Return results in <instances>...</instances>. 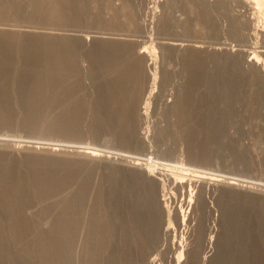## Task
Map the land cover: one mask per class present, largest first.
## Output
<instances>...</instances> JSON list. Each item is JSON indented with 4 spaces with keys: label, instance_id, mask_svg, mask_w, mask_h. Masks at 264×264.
I'll return each mask as SVG.
<instances>
[{
    "label": "rangeland",
    "instance_id": "1",
    "mask_svg": "<svg viewBox=\"0 0 264 264\" xmlns=\"http://www.w3.org/2000/svg\"><path fill=\"white\" fill-rule=\"evenodd\" d=\"M79 1L83 18L116 20L115 26L109 25L114 28L102 30L98 24L83 23L64 32L47 24L0 21V31L66 35L80 41L77 65L65 81L64 93L57 91L58 101L42 113L62 123L68 121L62 117L71 105L80 107L79 135L24 128L23 106L12 92L5 106L13 119L9 126L0 124L2 163L12 166L22 187L29 185L35 156L64 160L65 166L76 169L77 185L63 196L86 185L77 264H83L87 236H95L93 224L102 219L118 221V205L129 195L124 188L148 185L154 212L152 217L145 211L141 215L155 227L148 264H189L196 248L201 251V264H254L252 244L264 245V16L249 0H85L86 6ZM126 3L136 16L135 24L123 14L113 17L111 9L123 10ZM97 40L133 49L130 64L140 70L142 88L130 111L114 110L115 96L106 92L115 75L92 64ZM195 51L202 55L205 79L191 94L194 102L203 99L208 104L206 133L193 138L207 142L201 159L178 134V103L187 92L190 53ZM15 59L16 68L21 67ZM250 96L257 99L256 107L249 103ZM197 114L192 112L194 117ZM120 116L131 118L133 124L127 139L118 130ZM189 121L193 129L195 120ZM90 149L99 156L85 157ZM212 178L216 183L209 181ZM40 210L36 203L27 213L38 214L40 220ZM52 217L38 221L35 237L50 230ZM0 219L2 226L12 219L1 206ZM255 221L263 227L261 236H255ZM9 245L12 264H32L19 258L24 246ZM92 262L103 264V254Z\"/></svg>",
    "mask_w": 264,
    "mask_h": 264
},
{
    "label": "bare ground",
    "instance_id": "2",
    "mask_svg": "<svg viewBox=\"0 0 264 264\" xmlns=\"http://www.w3.org/2000/svg\"><path fill=\"white\" fill-rule=\"evenodd\" d=\"M80 1L84 3L81 4L82 6H86L85 0ZM249 1L264 16V0ZM79 6L78 0H11L9 3L0 0V21L47 24L64 32L83 23L98 24L99 29L102 30L112 29L114 27L109 25L115 26L117 23L116 20L106 21L100 17L83 18L85 16L81 14L85 12H80ZM129 8L131 6L127 3L123 10L113 7L111 9L113 17L123 14L131 24L137 23L134 12ZM8 15H12L11 20ZM13 32L0 31V124L9 126L13 119L10 107L5 105L15 93L16 101L23 106L24 128L30 131L39 129L44 134L63 130L66 134L79 135L77 121L81 120V116L77 110L80 107L71 105L67 109V114L62 117L68 121L62 123H54L48 120L47 116L43 117L42 113L58 101L57 91L64 93L65 81L77 65L76 50L80 41L66 35L40 36L18 34L15 30ZM120 44L97 40L94 45L92 44L96 50L93 51L91 60L92 64L112 70L115 75V79L107 84L106 92L115 96L114 110L130 111L141 94V72L136 65L130 64L129 58L134 55L132 47ZM16 49L17 55L14 54ZM137 56L139 59L144 57L142 53ZM15 58L19 60L21 67L16 68ZM190 58L191 72L187 92L180 97L178 103L177 113L180 120L178 134L186 138L190 147L194 148L196 158L201 159L207 153V142L199 143L193 138L206 133L204 111L208 108V104L203 99L194 102L191 93L205 79V64L199 52H191ZM49 94L53 95L52 98L45 99ZM249 103L253 106L258 104L254 96L249 98ZM194 110L199 112L195 117L192 116ZM120 119L122 121L118 123L119 133L122 138L127 139L128 132L133 126L130 122L131 118L120 116ZM191 119L195 120L193 129L190 127ZM51 151L55 152L54 149ZM83 155L92 159L99 156L97 151L91 149ZM2 156L0 154V206L9 211L12 219L8 226H2L0 219V264H12L10 242L24 246L19 258L23 261L31 260L32 264H77V237L86 185L82 184L76 192H69L66 197L63 196L67 188L77 185L73 181L76 177V169L65 166L64 160L35 156L31 162L33 169L29 176V185L22 187L19 186L12 166L2 163ZM134 165L137 166V162ZM209 181L213 182L214 178ZM126 192L129 194L128 197L122 199L118 205L120 215L117 222L110 223L102 219L93 224L95 236L93 238L91 233L86 238L83 264H95L96 262L92 261H95L100 254H103V264H148L146 259L154 245L155 227L150 225V219L148 221L141 219V215L142 211H145L152 217L154 212L151 187L126 186L124 193ZM36 203L41 206L40 220L44 221L52 214L53 217L50 230L35 237L33 233L36 231V226L38 228L40 220H37L38 214L29 215L27 212ZM182 217L185 222V215ZM178 219L177 215L176 221ZM254 224L255 236H261L262 225L257 221ZM263 246L259 241L252 244L251 254L255 260L254 264H264ZM200 255V248H196L190 255L189 264H201ZM179 257L181 259L183 253Z\"/></svg>",
    "mask_w": 264,
    "mask_h": 264
}]
</instances>
